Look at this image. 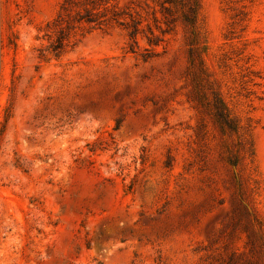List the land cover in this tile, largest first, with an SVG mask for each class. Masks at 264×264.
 I'll use <instances>...</instances> for the list:
<instances>
[{"label": "rangeland", "instance_id": "obj_1", "mask_svg": "<svg viewBox=\"0 0 264 264\" xmlns=\"http://www.w3.org/2000/svg\"><path fill=\"white\" fill-rule=\"evenodd\" d=\"M197 2L0 0V264H264V0Z\"/></svg>", "mask_w": 264, "mask_h": 264}, {"label": "trees", "instance_id": "obj_2", "mask_svg": "<svg viewBox=\"0 0 264 264\" xmlns=\"http://www.w3.org/2000/svg\"><path fill=\"white\" fill-rule=\"evenodd\" d=\"M170 3L172 2H176L177 0H166ZM189 12L188 14L185 15V18L187 20L188 23H194V18H195V14L197 12V8H198V2L197 0H189ZM94 17L91 16V14H88V18L87 21H94L93 19ZM169 21V20H167ZM139 28L138 26L134 25V29L132 30V37H136V35L138 34ZM64 36H60L58 37L57 42H59V48H62L64 46ZM154 38H149L150 41H152ZM201 102V100H200ZM219 110H218V120L220 121V123L223 124V126H227L232 130L237 131L238 129V125L233 121V119L231 118L230 114L226 112V109L224 108L223 104H221L220 106H218ZM232 163H236L235 160H232Z\"/></svg>", "mask_w": 264, "mask_h": 264}]
</instances>
